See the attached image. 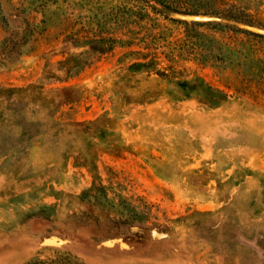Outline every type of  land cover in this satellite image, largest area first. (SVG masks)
<instances>
[{"label":"rangeland","instance_id":"obj_1","mask_svg":"<svg viewBox=\"0 0 264 264\" xmlns=\"http://www.w3.org/2000/svg\"><path fill=\"white\" fill-rule=\"evenodd\" d=\"M0 264H264V0H0Z\"/></svg>","mask_w":264,"mask_h":264},{"label":"water","instance_id":"obj_2","mask_svg":"<svg viewBox=\"0 0 264 264\" xmlns=\"http://www.w3.org/2000/svg\"><path fill=\"white\" fill-rule=\"evenodd\" d=\"M191 19L193 20H209V19H212V18H209V17H201V16H191L190 17ZM257 31H263V30H260V29H257V28H253Z\"/></svg>","mask_w":264,"mask_h":264}]
</instances>
